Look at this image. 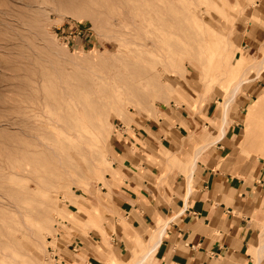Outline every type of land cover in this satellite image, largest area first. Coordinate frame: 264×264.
<instances>
[{
  "label": "rangeland",
  "instance_id": "374dc122",
  "mask_svg": "<svg viewBox=\"0 0 264 264\" xmlns=\"http://www.w3.org/2000/svg\"><path fill=\"white\" fill-rule=\"evenodd\" d=\"M147 122L182 124V155L234 127L222 163L264 168V0H0V264H64L74 244L135 264L148 249H112L111 181Z\"/></svg>",
  "mask_w": 264,
  "mask_h": 264
},
{
  "label": "crops",
  "instance_id": "0c3cea01",
  "mask_svg": "<svg viewBox=\"0 0 264 264\" xmlns=\"http://www.w3.org/2000/svg\"><path fill=\"white\" fill-rule=\"evenodd\" d=\"M138 124L124 135L121 171L111 181L119 211L112 249L130 261L166 224L146 264H264V168L251 178L222 163L232 151L234 127L182 155V124L170 125L168 134L161 125ZM158 151H170L174 161L165 165ZM72 246L64 264H112L84 245Z\"/></svg>",
  "mask_w": 264,
  "mask_h": 264
},
{
  "label": "bare ground",
  "instance_id": "6f19581e",
  "mask_svg": "<svg viewBox=\"0 0 264 264\" xmlns=\"http://www.w3.org/2000/svg\"><path fill=\"white\" fill-rule=\"evenodd\" d=\"M241 83H242V81H240L239 83H238V85L233 89V97L235 96L234 94H236V91L238 90V88L240 87V85H241ZM232 97V98H233ZM233 99H231V101H232ZM227 101H229V99L227 100ZM231 101H229V102H231ZM257 103V102H256ZM256 103H253L252 105H251V107L252 108H249V111H250V114H253L255 111H256V108H257V104ZM225 104V103H224ZM226 105H227V103H226ZM224 115H225V113H224ZM226 121H227V117L226 116H224V123H226ZM224 134H225V130H224V127L222 128V132H221V135H220V137L219 138H221V137H223L224 136ZM221 140V139H220ZM200 152V151H199ZM198 154V153H197ZM197 157V156H196ZM196 161V160H195ZM194 161V162H195ZM192 167H194V166H192ZM192 170V169H191ZM195 173V172H194ZM191 175V174H190ZM189 177V176H188ZM193 177V176H192ZM191 181V180H190ZM191 183V182H190ZM188 187H190L189 186V184H188ZM191 189L189 188V191H190ZM167 222V221H166ZM166 227V224H164L163 226H161L159 229H158V233H157V239L155 240V242L148 248V250L142 255V257L135 263V264H146V261H147V259H148V257H149V255L154 251V249L157 247V245L161 242V239H162V236H163V233H164V231H165V228ZM153 236V235H152ZM155 252V251H154ZM152 255V254H151Z\"/></svg>",
  "mask_w": 264,
  "mask_h": 264
},
{
  "label": "built area",
  "instance_id": "2783aa9c",
  "mask_svg": "<svg viewBox=\"0 0 264 264\" xmlns=\"http://www.w3.org/2000/svg\"><path fill=\"white\" fill-rule=\"evenodd\" d=\"M86 32H88L87 29L75 33V34H74V37H73L74 40H77V39L82 38V37L89 36L90 34H86Z\"/></svg>",
  "mask_w": 264,
  "mask_h": 264
}]
</instances>
